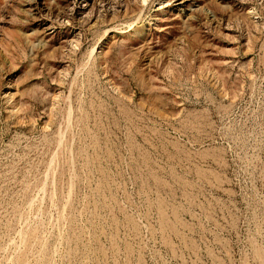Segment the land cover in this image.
<instances>
[{
  "label": "rangeland",
  "instance_id": "rangeland-1",
  "mask_svg": "<svg viewBox=\"0 0 264 264\" xmlns=\"http://www.w3.org/2000/svg\"><path fill=\"white\" fill-rule=\"evenodd\" d=\"M0 264H264V0H0Z\"/></svg>",
  "mask_w": 264,
  "mask_h": 264
}]
</instances>
